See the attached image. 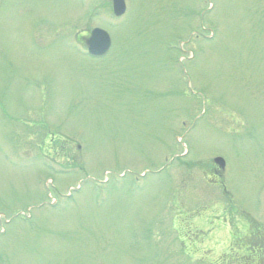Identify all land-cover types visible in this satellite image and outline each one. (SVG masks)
I'll return each mask as SVG.
<instances>
[{
	"label": "rangeland",
	"instance_id": "rangeland-1",
	"mask_svg": "<svg viewBox=\"0 0 264 264\" xmlns=\"http://www.w3.org/2000/svg\"><path fill=\"white\" fill-rule=\"evenodd\" d=\"M126 4L0 0V264H217L264 229V0Z\"/></svg>",
	"mask_w": 264,
	"mask_h": 264
},
{
	"label": "water",
	"instance_id": "water-1",
	"mask_svg": "<svg viewBox=\"0 0 264 264\" xmlns=\"http://www.w3.org/2000/svg\"><path fill=\"white\" fill-rule=\"evenodd\" d=\"M113 10L117 17H121L126 12L125 0H113ZM89 52L95 56H102L107 53L111 46L110 36L103 30L96 29L92 32L91 38L87 42ZM215 163L224 170L223 160L217 159Z\"/></svg>",
	"mask_w": 264,
	"mask_h": 264
},
{
	"label": "trees",
	"instance_id": "trees-1",
	"mask_svg": "<svg viewBox=\"0 0 264 264\" xmlns=\"http://www.w3.org/2000/svg\"><path fill=\"white\" fill-rule=\"evenodd\" d=\"M257 235V234H254ZM251 238V239H249ZM247 240L244 241V246L239 248V255L237 258H235V255L232 257L233 260L227 259L225 260L226 264H260L263 258V247H261V244H257L260 240L253 239V236L249 237ZM249 243V244H247ZM258 245L259 247H256L254 245ZM227 257V253L225 254ZM225 257H221L220 261H223ZM232 261V262H231Z\"/></svg>",
	"mask_w": 264,
	"mask_h": 264
}]
</instances>
